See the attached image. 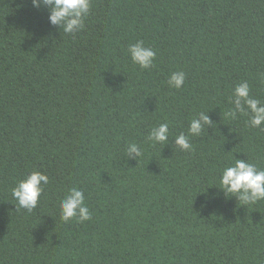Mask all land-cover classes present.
Returning a JSON list of instances; mask_svg holds the SVG:
<instances>
[{
    "label": "trees",
    "instance_id": "obj_1",
    "mask_svg": "<svg viewBox=\"0 0 264 264\" xmlns=\"http://www.w3.org/2000/svg\"><path fill=\"white\" fill-rule=\"evenodd\" d=\"M49 15L0 0V264H264V200L219 189L236 158L264 169V125L227 115L245 81L264 103V0H92L74 34ZM201 113L213 123L180 149ZM34 171L49 183L29 212L12 189ZM72 187L91 220L61 219Z\"/></svg>",
    "mask_w": 264,
    "mask_h": 264
},
{
    "label": "clouds",
    "instance_id": "obj_2",
    "mask_svg": "<svg viewBox=\"0 0 264 264\" xmlns=\"http://www.w3.org/2000/svg\"><path fill=\"white\" fill-rule=\"evenodd\" d=\"M92 0H32V5L36 8L47 7L50 15L49 21L52 25L59 26L64 33L74 34L84 28V21L91 9ZM128 53L133 63L141 68L152 67L156 57V52L146 47L143 41L129 45ZM185 73L182 71L173 72L168 84L170 87L180 89L185 82ZM232 108L227 115L233 119L238 118V114L251 113L250 125L261 127L264 125V103L250 95L249 84L245 81L238 84L230 99ZM213 122L207 114L201 113L198 118L190 121L188 135L184 133L175 137V144L184 151H190L192 145L190 136H199L205 125ZM169 138V124L162 123L154 127L149 133L148 139L153 143H166ZM139 158L142 155L140 147L136 143H130L127 147V155ZM49 183V177L39 171H34L26 178L20 180L12 189V196L17 202L18 208L27 209L31 212L39 203L44 185ZM220 187L227 196L232 194L238 201L245 205L256 204L264 200V169H260L256 164L246 159H235V163L223 169L220 176ZM61 219L65 222L76 218L78 222L91 220V213L85 204L84 192L76 187L68 190L65 197L60 202Z\"/></svg>",
    "mask_w": 264,
    "mask_h": 264
}]
</instances>
